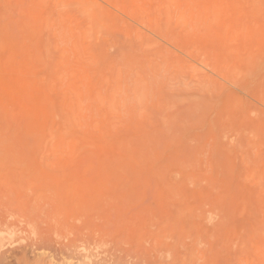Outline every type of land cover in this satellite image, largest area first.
Returning <instances> with one entry per match:
<instances>
[{
  "label": "rangeland",
  "instance_id": "obj_1",
  "mask_svg": "<svg viewBox=\"0 0 264 264\" xmlns=\"http://www.w3.org/2000/svg\"><path fill=\"white\" fill-rule=\"evenodd\" d=\"M0 264H264V0H0Z\"/></svg>",
  "mask_w": 264,
  "mask_h": 264
}]
</instances>
